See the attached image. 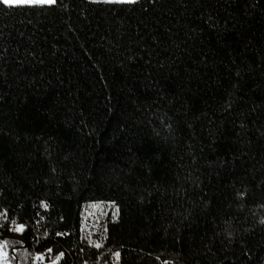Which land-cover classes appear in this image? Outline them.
Masks as SVG:
<instances>
[{
	"label": "trees",
	"instance_id": "1",
	"mask_svg": "<svg viewBox=\"0 0 264 264\" xmlns=\"http://www.w3.org/2000/svg\"><path fill=\"white\" fill-rule=\"evenodd\" d=\"M0 243L264 264V0H0Z\"/></svg>",
	"mask_w": 264,
	"mask_h": 264
},
{
	"label": "rangeland",
	"instance_id": "2",
	"mask_svg": "<svg viewBox=\"0 0 264 264\" xmlns=\"http://www.w3.org/2000/svg\"><path fill=\"white\" fill-rule=\"evenodd\" d=\"M23 4H42V3L36 2V0H31V2L19 3L13 5H23ZM43 4H49V3H43ZM116 215H117V208L112 203H104V202L87 203L83 207L81 227L84 231H87L88 226H93L94 229L103 231L107 219L115 218ZM0 264H12V262L7 259V251L1 243H0Z\"/></svg>",
	"mask_w": 264,
	"mask_h": 264
},
{
	"label": "built area",
	"instance_id": "3",
	"mask_svg": "<svg viewBox=\"0 0 264 264\" xmlns=\"http://www.w3.org/2000/svg\"><path fill=\"white\" fill-rule=\"evenodd\" d=\"M79 264H120L117 253H113L109 258L107 257H99L94 260H85L80 262Z\"/></svg>",
	"mask_w": 264,
	"mask_h": 264
},
{
	"label": "snow or ice",
	"instance_id": "4",
	"mask_svg": "<svg viewBox=\"0 0 264 264\" xmlns=\"http://www.w3.org/2000/svg\"><path fill=\"white\" fill-rule=\"evenodd\" d=\"M4 4L7 5H13V4H19V3H27L31 2V0H2ZM36 2H41V3H55V0H36ZM126 2H135V0H126ZM22 230V229H21ZM99 245H97L98 247Z\"/></svg>",
	"mask_w": 264,
	"mask_h": 264
},
{
	"label": "water",
	"instance_id": "5",
	"mask_svg": "<svg viewBox=\"0 0 264 264\" xmlns=\"http://www.w3.org/2000/svg\"><path fill=\"white\" fill-rule=\"evenodd\" d=\"M13 251V250H12Z\"/></svg>",
	"mask_w": 264,
	"mask_h": 264
}]
</instances>
